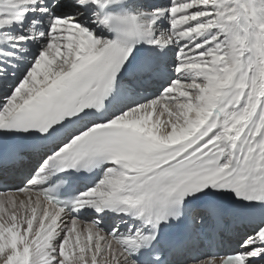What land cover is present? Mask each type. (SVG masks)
Masks as SVG:
<instances>
[{"label":"snow or ice","instance_id":"6c2138e0","mask_svg":"<svg viewBox=\"0 0 264 264\" xmlns=\"http://www.w3.org/2000/svg\"><path fill=\"white\" fill-rule=\"evenodd\" d=\"M0 264H264V0H0Z\"/></svg>","mask_w":264,"mask_h":264}]
</instances>
